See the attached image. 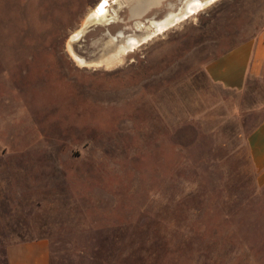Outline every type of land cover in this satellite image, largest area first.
<instances>
[{"label":"rangeland","instance_id":"1","mask_svg":"<svg viewBox=\"0 0 264 264\" xmlns=\"http://www.w3.org/2000/svg\"><path fill=\"white\" fill-rule=\"evenodd\" d=\"M97 2L0 0V264L7 244L37 238L51 264H264V183L247 143L264 122V60L239 91L205 73L264 36V0L197 9L109 70L67 51ZM119 15L73 51L94 61L131 35Z\"/></svg>","mask_w":264,"mask_h":264},{"label":"bare ground","instance_id":"2","mask_svg":"<svg viewBox=\"0 0 264 264\" xmlns=\"http://www.w3.org/2000/svg\"><path fill=\"white\" fill-rule=\"evenodd\" d=\"M162 1L163 0H106V2H104V0H98L86 15L81 27L70 36L67 45L68 53L78 65L80 64L87 68H104L108 70L115 68L122 64L125 55L129 51L133 49L136 50L135 47H140V45L147 43L156 35L163 34L172 27L181 24L188 17H193L197 9L206 8L217 0H211V2H209V0H198V2L197 0H183L179 9L169 11L162 17L164 12L161 18L145 19L146 14L150 10L159 9L162 6ZM124 8L128 10L132 29H136L131 35H125L119 32L118 37H116L118 39L110 37L105 42L102 54L94 61H87L73 51L71 43L78 41L89 26L109 25L122 22L119 13Z\"/></svg>","mask_w":264,"mask_h":264},{"label":"crops","instance_id":"3","mask_svg":"<svg viewBox=\"0 0 264 264\" xmlns=\"http://www.w3.org/2000/svg\"><path fill=\"white\" fill-rule=\"evenodd\" d=\"M264 60V36L236 46L220 57L208 62V78L226 90L239 91L246 79L255 73ZM252 166L258 180L264 183V122L247 138ZM6 264H51L49 243L46 239L23 240L6 245Z\"/></svg>","mask_w":264,"mask_h":264},{"label":"snow or ice","instance_id":"4","mask_svg":"<svg viewBox=\"0 0 264 264\" xmlns=\"http://www.w3.org/2000/svg\"><path fill=\"white\" fill-rule=\"evenodd\" d=\"M104 2H106V0H104ZM197 2H198V0H197ZM209 2H211V0H209ZM102 14V13H101Z\"/></svg>","mask_w":264,"mask_h":264},{"label":"water","instance_id":"5","mask_svg":"<svg viewBox=\"0 0 264 264\" xmlns=\"http://www.w3.org/2000/svg\"><path fill=\"white\" fill-rule=\"evenodd\" d=\"M163 1H164V0H163ZM163 1H162V2H163ZM82 35H83V34H82Z\"/></svg>","mask_w":264,"mask_h":264}]
</instances>
